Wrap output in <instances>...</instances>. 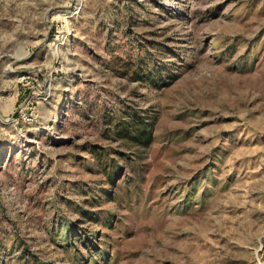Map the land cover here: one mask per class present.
Wrapping results in <instances>:
<instances>
[{
  "label": "rangeland",
  "instance_id": "1",
  "mask_svg": "<svg viewBox=\"0 0 264 264\" xmlns=\"http://www.w3.org/2000/svg\"><path fill=\"white\" fill-rule=\"evenodd\" d=\"M0 264H264V0H0Z\"/></svg>",
  "mask_w": 264,
  "mask_h": 264
}]
</instances>
